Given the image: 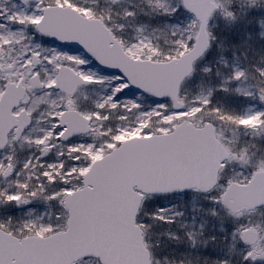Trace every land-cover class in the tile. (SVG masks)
Instances as JSON below:
<instances>
[{
  "label": "snow or ice",
  "instance_id": "6c2138e0",
  "mask_svg": "<svg viewBox=\"0 0 264 264\" xmlns=\"http://www.w3.org/2000/svg\"><path fill=\"white\" fill-rule=\"evenodd\" d=\"M0 264H264V0H0Z\"/></svg>",
  "mask_w": 264,
  "mask_h": 264
}]
</instances>
